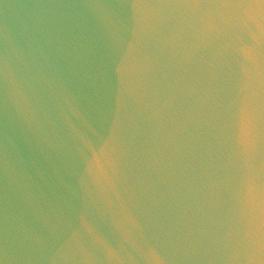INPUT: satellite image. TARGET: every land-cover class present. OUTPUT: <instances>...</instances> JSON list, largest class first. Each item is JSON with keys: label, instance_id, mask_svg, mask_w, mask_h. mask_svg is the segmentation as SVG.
Here are the masks:
<instances>
[{"label": "water", "instance_id": "95a60500", "mask_svg": "<svg viewBox=\"0 0 264 264\" xmlns=\"http://www.w3.org/2000/svg\"><path fill=\"white\" fill-rule=\"evenodd\" d=\"M0 264H264V0H0Z\"/></svg>", "mask_w": 264, "mask_h": 264}]
</instances>
